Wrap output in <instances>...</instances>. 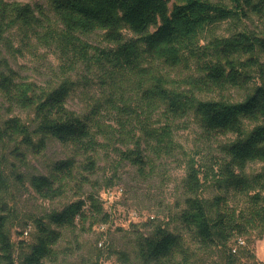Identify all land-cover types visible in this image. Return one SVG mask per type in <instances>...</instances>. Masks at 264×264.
I'll return each instance as SVG.
<instances>
[{
	"label": "trees",
	"instance_id": "1",
	"mask_svg": "<svg viewBox=\"0 0 264 264\" xmlns=\"http://www.w3.org/2000/svg\"><path fill=\"white\" fill-rule=\"evenodd\" d=\"M227 1L228 5L208 0H175L172 4L170 0H50L58 26L49 24L38 37L49 46H62L71 70L79 64L97 70L105 93L96 98L89 95L88 113L79 116L67 109L78 83L66 80L46 91L0 72V95L16 108L33 109L36 121L33 130L18 118L6 121L0 129V144L22 138L28 149L41 155L53 139L72 145L80 154H95L101 137L117 135L115 128L106 124L116 115L123 120L118 121L117 132L134 140L137 149L121 156L142 171L147 163L176 150L177 120L194 117L207 134L237 136L223 148L227 158L223 189L249 193L263 187L264 172L251 179L242 174L251 163L264 165V86L237 104L203 101L198 96L203 90L245 87L252 77L250 70L259 66L253 55L264 54V35L239 32L202 43L201 35L211 26L240 17L264 16V0ZM39 23L28 6L0 0V45L12 27L21 25L35 31ZM127 31L135 38L127 40ZM95 32L105 33L110 49L100 50L81 41V36ZM246 56L250 58L242 62ZM173 75L179 84H174ZM246 124L255 126L248 134ZM144 150L150 153L148 160L142 156ZM87 165V171L95 172V160L88 157ZM77 174L75 161L69 159L54 164L49 176L33 177L31 185L41 198L54 200L78 179ZM187 188L188 195L198 193L195 173H189ZM4 189L0 164V194ZM253 199L244 214L230 208L224 195L209 203L190 197L185 200L180 221L202 243L226 249L236 235H244L248 229L264 232V200ZM47 219L36 221L37 242L21 264H42L56 258L61 240L58 230L80 226L86 231L109 222L94 196L53 212ZM135 250L139 264H159L184 254L185 243L181 235L160 226L148 236H138ZM0 251L2 264H17L2 216ZM120 260L129 262L125 254ZM221 264H239V260L231 253Z\"/></svg>",
	"mask_w": 264,
	"mask_h": 264
},
{
	"label": "rangeland",
	"instance_id": "2",
	"mask_svg": "<svg viewBox=\"0 0 264 264\" xmlns=\"http://www.w3.org/2000/svg\"><path fill=\"white\" fill-rule=\"evenodd\" d=\"M174 1L170 0L171 4ZM208 1L229 4L227 0ZM4 2L28 6L40 23L35 31L17 25L5 34L0 45V72L14 75L18 82L30 83L46 91L59 87L66 80L74 81L79 87L68 100L67 109L79 116L87 114L88 96L96 98L105 93L102 90L105 85L100 81L102 75L86 64H79L75 70H71V62L62 51V46H49L38 37V34H44V27L49 24L58 26L50 0ZM239 32L264 35V16L251 15L216 24L209 27L201 39L203 44H207L215 38H229ZM124 34L127 40L135 38L128 31ZM105 36L103 32H95L81 36V41L93 48L108 50L111 46ZM249 58L243 57L242 62ZM252 58L257 60L259 66L250 70L252 77L245 87L203 90L198 93L199 98L229 104L243 102L257 87L264 86V54L257 52ZM172 77L176 80L175 85L180 83L176 76ZM12 118L20 119L31 130L36 126L33 109L16 108L0 95V129L3 130L5 122ZM118 121L123 120L116 115L106 121L108 126L115 128L117 135L101 137L98 151L90 155L80 154L72 145L53 139L48 141L47 149L41 155H35L28 149L22 138L6 139L0 144V164L5 178V189L0 194V216L6 220V231L14 246L17 264L22 263L37 242V220L47 222L49 214L60 212L88 196L98 198L109 216V222L86 231L80 226L58 230L61 240L56 246V258L45 260L42 264H125L120 260L122 254L128 256V264H139L136 260V238L148 236L160 226L182 236L185 253L159 264H221L231 253L239 264H264L263 231L248 229L244 235H236L223 249L202 243L180 221L185 200L190 197L209 203L224 195L230 208L244 214L253 204L254 197L264 200V186L249 193L223 189L224 164L227 163L223 148L236 141L237 136L207 134L194 117L177 120L176 150L168 157L147 163L144 170L139 171L121 156V153L137 149L134 140L117 132V128H120ZM254 127L253 124H246V133ZM149 154L146 150L142 152L144 160H148ZM88 157L96 163L93 173L87 171ZM69 159L75 161L78 179L72 180L58 198H41L34 191L31 179L49 176L54 164ZM190 172L197 175L199 183L200 189L195 196L188 195ZM263 172V164L251 163L242 175L251 179ZM52 229L57 230L55 227ZM234 250L237 252L234 253Z\"/></svg>",
	"mask_w": 264,
	"mask_h": 264
},
{
	"label": "built area",
	"instance_id": "3",
	"mask_svg": "<svg viewBox=\"0 0 264 264\" xmlns=\"http://www.w3.org/2000/svg\"><path fill=\"white\" fill-rule=\"evenodd\" d=\"M25 235H28V233H26Z\"/></svg>",
	"mask_w": 264,
	"mask_h": 264
}]
</instances>
